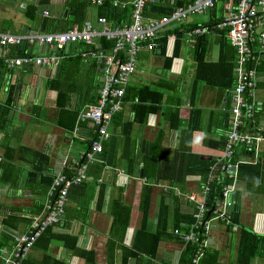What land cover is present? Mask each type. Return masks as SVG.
Masks as SVG:
<instances>
[{
  "label": "crops",
  "instance_id": "1",
  "mask_svg": "<svg viewBox=\"0 0 264 264\" xmlns=\"http://www.w3.org/2000/svg\"><path fill=\"white\" fill-rule=\"evenodd\" d=\"M70 1L0 0V31L11 34L40 32L44 30L41 24L45 17L65 20L64 12ZM81 1L73 0L78 8H82ZM158 3L169 7L176 0H159ZM228 3V0H218L213 8L203 14L189 15L179 22H169L165 27V31L170 33L166 39L164 55L160 54L157 47L153 50L140 49L136 70L129 77L125 88L122 107L115 118H112L117 122L131 124L129 133L123 135L130 138L127 157H146L156 147L157 150L158 147L166 150L163 171L157 181L162 185L195 190L200 179L189 178L197 175L192 170L198 169V161L213 159L220 153L217 141L226 130L224 124L228 120L227 109L230 103L229 93L224 85L229 79L233 81L235 56L230 49L228 52H232V55H224L223 62H218L222 33L215 28L206 33L204 60L218 65L201 68L202 80L197 81L196 92L191 95L196 73L194 54L198 36L190 34V29L204 21L216 23ZM83 10V23L96 26L93 22L98 17L96 5L88 0ZM151 16L155 15L147 17ZM174 42H177V51L172 55ZM90 49L91 47L82 44L67 47L54 68L31 66L10 69L0 62V246L8 247L19 234L26 231L30 219L41 212L52 176L57 173H73L82 153L88 147V141L93 137L90 123H76L75 118L72 124L70 117V113H77L81 107L95 103L98 97L100 66L95 57L84 54ZM27 50L42 54L46 49L44 46L27 45ZM68 51L73 55L80 54L79 65L75 58L65 54ZM169 57L171 59L166 66L165 58ZM255 70L253 122L264 124V55L257 60ZM144 86L155 91V94L141 89ZM137 89L142 101L137 109V120H133L132 106L136 103L133 92ZM157 93L161 94V98L156 97ZM145 98L149 99L144 100ZM147 108L149 111H146ZM192 108L199 112L198 128L189 131V112ZM225 114L227 118H224ZM112 119L108 127L107 145L104 150L102 147V153L96 155V160L87 166V178L68 188L61 220L65 222V228L61 231L76 237L77 248L91 251L94 264H107L108 261L107 240L111 222L109 210L117 189H122V201L131 208L125 244L133 230L138 228L141 217L140 211L135 208H138L140 199L142 183L139 178L143 176L138 171L139 166L133 175L122 170L126 159L120 155L123 137L112 128ZM141 141L149 145L147 152L140 150ZM119 156L124 160H120ZM95 164L100 167L96 171L97 175L92 169ZM184 170L187 173L179 185L178 173ZM240 187L243 188L241 182ZM153 188L151 218L162 194L160 187ZM244 192L242 190L239 193V224L249 223V201L256 196L262 199L263 205L262 211L255 210V214L259 223L264 225V191L260 194L245 192L247 195L240 198ZM255 207L256 205L253 206L254 209ZM179 208L185 213L189 211L184 201L180 202ZM61 226L62 223L59 228ZM225 237V229L218 226L212 229L211 240L220 251L219 262L237 264L233 260L226 262L229 251L225 245ZM42 238L28 250L25 264H51L52 258L65 264L88 263L84 254L72 252L62 239H51L44 246ZM218 239H222L221 244ZM54 241H60V244ZM181 247L175 242L160 241L155 257L147 264H158L161 259H168L171 263ZM263 257L264 252L262 256L241 264H264ZM132 262L130 260L129 264Z\"/></svg>",
  "mask_w": 264,
  "mask_h": 264
},
{
  "label": "built area",
  "instance_id": "2",
  "mask_svg": "<svg viewBox=\"0 0 264 264\" xmlns=\"http://www.w3.org/2000/svg\"><path fill=\"white\" fill-rule=\"evenodd\" d=\"M110 1L113 6L121 8L127 4V1ZM154 1L157 0L129 1L130 20L114 26H110L104 17H96L97 26L83 23L80 28L74 26L61 32L29 31L11 34L0 31L1 56L4 57L3 62L8 68H54L68 46L80 43L92 47L89 54L99 61L101 73V84L95 103L81 107L76 115V123L86 121L93 127V137L89 140L88 147L82 153L73 173H57L52 176L41 212L30 219L26 231L19 234L11 245L0 248V264H21L40 233L46 227L61 222L68 188L86 179L87 166L96 160V155L102 153V142L108 137L112 115L121 109L129 77L136 70L139 50L156 48V37L165 30L169 22H179L189 15L203 14L213 8L218 0H191L185 5L174 7L167 15L145 18L144 6ZM228 1L222 17L211 27L225 29V37L235 54L234 84L228 90L230 103L224 140L220 153L211 159L203 182L199 174L190 176L189 179H200V188L197 186L195 190L186 191L184 194L177 189L174 191L184 202L192 203V220L186 230H173L183 244H193V252L188 262L190 264H197L211 244V231L215 228L213 223L223 226L219 222H227L231 218L234 196L238 188V164L257 163L264 149V124L258 121L253 123L256 71L254 65L264 55V0ZM90 2L100 5L102 0ZM205 22L207 21L191 28L190 34L201 36L209 32ZM102 39L109 42V46L105 47ZM22 43L44 46L45 53H29L15 57L5 55L9 45ZM237 145H242L245 152L236 153L234 147ZM223 177L226 178V183L207 206L206 201L210 200L209 184L213 181L220 182ZM139 179L141 183L146 182L143 177ZM155 186L163 190L169 187L161 183H156ZM262 228V224H259L258 229ZM231 230L237 231L238 226L232 225ZM179 252L171 264H178Z\"/></svg>",
  "mask_w": 264,
  "mask_h": 264
},
{
  "label": "trees",
  "instance_id": "3",
  "mask_svg": "<svg viewBox=\"0 0 264 264\" xmlns=\"http://www.w3.org/2000/svg\"><path fill=\"white\" fill-rule=\"evenodd\" d=\"M119 1H127V4L124 7L113 6L110 0H102L100 5H96L97 7V15L98 17H104L105 21L110 25L114 26L120 24L122 22H128L129 19V12H130V5L129 1L131 0H119ZM159 0L154 1L152 3H147L143 9V15L145 18H152V17H159L161 15H167L174 7L185 5L187 2L177 1L173 6H162L158 3ZM88 0H82L80 3L82 8H78L76 4H74L73 0L70 1V5L65 10L64 19H53L51 20L49 17H45L42 21L41 28L44 29L40 32L42 33H51V32H61L66 31L72 27L80 28L83 20H84V13H83V6L86 5ZM146 14V15H145ZM150 15H155L151 17H147ZM68 18V19H67ZM221 18V17H220ZM219 18V19H220ZM51 24H54L53 26ZM208 28L209 31L214 23L205 22L204 23ZM45 28H47L45 30ZM222 33V41L219 46L218 51V62H223L224 55H232V52H228L232 47L229 45L226 37H225V29H220ZM169 31H163L156 37L157 48L160 54L164 55L165 50V43L167 36L169 35ZM208 33V32H207ZM206 34V33H205ZM204 35L198 36V45L197 49L195 50V60H196V73L194 76V81L192 84L191 95H194L196 92V85L197 81L202 80L201 68L205 67H216L218 65L215 63L206 62L204 60V55L206 53V41L204 39ZM102 44L105 47L109 46V42L101 40ZM80 44V43H77ZM27 43H22L20 45H9L7 47V52L5 55L10 57H15L17 55L22 54H29L30 52L27 50ZM75 45V44H74ZM83 45V44H82ZM72 46V45H70ZM86 46V45H84ZM69 47V46H68ZM91 47V46H88ZM92 48V47H91ZM91 50V49H90ZM90 50L85 51V55H90ZM233 50V49H232ZM65 51V50H64ZM64 51L62 52L64 55ZM177 51V42H174L172 55H175ZM66 55H71L73 58L76 59V63L79 65V55L75 53L74 55L71 54L70 51L65 53ZM234 54V51H233ZM235 56V54H234ZM3 56H0L1 65L6 66L3 62ZM171 57L165 58V65L169 64ZM235 59V57H234ZM97 65V64H96ZM228 69H230V64L228 63ZM234 65V60H233ZM255 66V65H254ZM25 67V66H24ZM8 68V67H7ZM13 69V68H10ZM234 84V77L233 81L229 79L228 83L224 86L226 90H229ZM141 89L148 91L151 94H155V91L150 90L146 86L142 87ZM135 96L136 103L132 106V111L134 113L133 120H137V109L140 108L139 103L142 101L141 97L139 96V89L136 92H133ZM158 98H161V94H156ZM149 99L145 98L144 100ZM193 99V96H192ZM191 100V99H190ZM229 108V107H228ZM146 111H149L148 108ZM198 109L192 108L189 112V117L191 120L189 127V131L196 130L198 128ZM76 111L70 113V117L72 119V124L76 118ZM228 115V109H227ZM225 114L224 118H227ZM116 113L112 115V118H115ZM111 118V119H112ZM228 123V120H227ZM227 123L224 124L225 129L227 128ZM254 123V122H253ZM130 123L128 122H117L116 120L112 119V128L114 131H119L121 137L123 135L128 134V128L130 127ZM250 125V123H248ZM119 128V129H118ZM122 139V138H121ZM224 137L222 136L221 139L217 141L220 149L222 147ZM216 144V146H217ZM89 145V141L87 146ZM107 145V141L102 142L103 150ZM235 152H245L244 147L242 145H237L234 147ZM165 151V152H164ZM166 150L163 147L154 148L153 152L146 157H127L124 160L123 171L128 175H133L136 167H138V171H141V176L145 177L146 182L141 184L140 190V199L138 201V209L140 210L141 217L140 223L138 228L134 229L132 235H129V239L125 241L126 232L128 230V223L131 208L129 205L123 203V196H122V189H117L114 195V198L111 200L110 204V214H111V222L108 230V252H107V264H129L130 260H133L132 264H147L151 259L155 257L157 245L160 241H168V242H175L179 245H182L181 239L174 233V229L186 230L188 223L191 222V214H190V206L192 203H187L189 207L188 213L183 212L179 208L180 202L183 200L181 199L180 195L175 194V190H179L184 194L185 187H174L169 186L167 189H160L161 193L159 196V202L156 207V211L154 213L153 218L150 217V203L153 199V188L157 181L160 179L159 175L163 171V158L165 157ZM211 159L209 160H199L198 165L196 168L192 170V172H196L199 174L200 179L202 182L204 180L205 174L208 170V166L211 163ZM141 164V165H139ZM98 164L94 165V172L96 175L100 170V167L97 166ZM119 166V163L116 165ZM92 173V172H91ZM187 173V170L182 171L180 175L179 185L184 180V176ZM69 175V174H68ZM87 178V175H86ZM238 188L236 190L234 196V203L232 208V215L231 218L225 222L222 220L219 222L222 225L221 227L226 231V241L225 245L228 248L229 255L226 258V262L233 260L237 264L247 263L251 259L262 256L264 252V225L262 223V229L259 232L246 228L244 225L239 224V211H240V200H239V193L244 190L249 194H260L264 191V149L261 154L260 159L255 164H247V163H240L238 164ZM240 182L243 184V188H239ZM226 183V178L223 177L222 181L216 182L213 181L209 184V199L206 201V205L209 206L214 196L217 195L218 191L221 189V186ZM80 184V183H79ZM78 185V184H77ZM198 185V189L200 188ZM72 186V185H71ZM182 200V201H181ZM60 223L62 226L59 228ZM54 226L46 227L40 235L36 238L34 243H37L41 237L43 240V245L46 246L49 244L51 239H62L64 241V245H69L72 252H77L78 254H84L85 260H88L86 264H94L92 259L91 251H84L79 249L75 246V236H68L64 234L61 230L65 227V222H60ZM213 226H216V223H213ZM237 225L238 230L232 231L231 226ZM260 229V228H259ZM3 246H0V248ZM193 244L185 243L182 245L178 258V264H190L188 263L192 252H193ZM119 251V253H117ZM219 254L220 251L217 247L214 246L213 242L205 249L202 257L199 259L197 264H224L219 262ZM116 256H118V262H116ZM49 258V257H48ZM264 258V257H263ZM26 261H22L21 264H25ZM51 264H65L62 261H59L55 258L51 259ZM158 264H171L168 259H161Z\"/></svg>",
  "mask_w": 264,
  "mask_h": 264
},
{
  "label": "rangeland",
  "instance_id": "4",
  "mask_svg": "<svg viewBox=\"0 0 264 264\" xmlns=\"http://www.w3.org/2000/svg\"><path fill=\"white\" fill-rule=\"evenodd\" d=\"M94 22V25H96L97 26V24H96V21L94 20L93 21ZM245 195H247L245 192L244 193H241V195H240V198H242L243 196H245ZM251 200L252 201H249L251 204H250V208H249V213H248V217H249V223H247V224H243L246 228H248V229H251V230H254V231H256V232H259V229H258V225L259 224H261V223H259V221H258V217L256 216V214H255V210H257V211H262V205H263V203H262V199L261 198H258V197H256V196H253L252 198H251ZM254 205H256V209H254L253 208V206ZM135 209H137L138 211H140L138 208H135ZM247 212V211H246ZM243 213V212H242ZM243 215H244V213H243ZM214 228V227H213ZM224 238V237H223ZM222 238V239H223ZM222 239H218V243L219 244H221V242H222ZM221 240V241H220ZM219 244H216V245H219Z\"/></svg>",
  "mask_w": 264,
  "mask_h": 264
},
{
  "label": "water",
  "instance_id": "5",
  "mask_svg": "<svg viewBox=\"0 0 264 264\" xmlns=\"http://www.w3.org/2000/svg\"><path fill=\"white\" fill-rule=\"evenodd\" d=\"M129 144H130V138L129 136H124L122 138V146H121V157L127 158L128 152H129ZM140 150L147 152L149 150V145L145 144L143 141L140 143ZM56 244H60V241H54Z\"/></svg>",
  "mask_w": 264,
  "mask_h": 264
}]
</instances>
